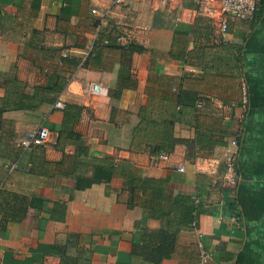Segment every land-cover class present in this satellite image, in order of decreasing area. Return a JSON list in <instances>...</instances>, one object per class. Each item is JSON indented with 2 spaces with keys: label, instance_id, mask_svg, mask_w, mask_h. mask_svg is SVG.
<instances>
[{
  "label": "crops",
  "instance_id": "0c3cea01",
  "mask_svg": "<svg viewBox=\"0 0 264 264\" xmlns=\"http://www.w3.org/2000/svg\"><path fill=\"white\" fill-rule=\"evenodd\" d=\"M262 2L252 18L228 16L222 35L193 0L168 7L151 0H0V97L9 75L30 90L47 85L56 70L68 77L59 96L83 105L73 125L63 124V108L50 103L0 112V264H63L59 248L66 250V264H85L86 257L90 264H153L140 251L146 229H159L162 221L146 217L142 197L129 205L132 192L122 176L77 189L70 177L38 175L36 146L21 148L17 141L42 124L51 129L42 153L49 160L63 154L54 146L58 130H74L80 137L68 141L69 151L85 145L90 156L108 155L140 175L168 177L172 194H191L201 203L198 223L178 232L175 251L161 264H196L199 241L212 253L209 264H264ZM32 29L42 46L57 49L56 59L32 47L20 53ZM132 43L143 48L130 50ZM228 47L239 51L241 69ZM91 82L107 92L89 91ZM242 83L249 89L246 108ZM178 91H194L204 109L176 122L172 151L154 152L151 144L135 149L141 114L179 110ZM199 129L227 144L239 139L235 189L222 184L221 165L209 164L224 156L226 145L199 148ZM6 211L20 220H6Z\"/></svg>",
  "mask_w": 264,
  "mask_h": 264
},
{
  "label": "trees",
  "instance_id": "16d2710c",
  "mask_svg": "<svg viewBox=\"0 0 264 264\" xmlns=\"http://www.w3.org/2000/svg\"><path fill=\"white\" fill-rule=\"evenodd\" d=\"M264 2V0H262ZM262 2V3H263ZM261 5V6H260ZM259 12L263 10L261 1ZM257 9V11H258ZM256 11V13H257ZM255 13V15H256ZM2 31L4 27L0 23ZM37 38L34 42L33 38ZM38 30L32 29L30 39L26 40L21 47V54H26L29 47L45 50L51 59L57 58V49L45 48L41 45ZM111 44V43H110ZM99 50L103 46L98 43ZM130 50H141L139 44H130ZM208 48V46L204 47ZM230 58L236 61L241 69V55L238 50L228 47ZM215 55V54H214ZM68 77L58 73L56 70L49 76L47 85H35L30 90L25 89V84L17 76L9 75L7 80V91L5 96L0 97V112L10 109H35L43 103L54 104L61 91L65 88ZM179 110L154 114L145 110L141 114L140 123L134 128L133 147L142 149L143 144H151L154 152L168 153L175 147V124L183 120L184 115L193 113L197 117L205 106H198L199 97L194 91H178ZM83 105L67 102L65 104L63 124L73 125L79 121ZM80 136L74 130L60 128L55 148L60 149L63 154L60 159L49 160L43 156V144L36 145V154L39 156V165L42 167L43 179L70 177L75 183V188L81 189L90 186L93 182L110 181L116 176L125 179V185L132 192L129 203L134 206L137 198H144L145 215L153 216L162 221L159 229H146L147 239L140 253L153 264H161L164 258L170 257L176 248L177 234L198 223L199 215L205 210L201 203L196 201L191 194H172L168 177H153L140 175L132 170L129 162H117L108 155L90 156L89 148L85 145H77L73 151L67 149L70 139H78ZM197 145L201 149L212 150L217 144L227 145L226 141L214 140L210 136L198 131ZM21 149V148H20ZM22 150V149H21ZM17 152V151H16ZM235 189V188H234ZM23 206L21 205L20 208ZM6 220H20L11 211H6ZM63 257V264L68 262L66 250L59 248ZM85 264H90V258H84Z\"/></svg>",
  "mask_w": 264,
  "mask_h": 264
},
{
  "label": "built area",
  "instance_id": "2783aa9c",
  "mask_svg": "<svg viewBox=\"0 0 264 264\" xmlns=\"http://www.w3.org/2000/svg\"><path fill=\"white\" fill-rule=\"evenodd\" d=\"M129 0H110L114 5H121ZM180 0H151L152 6H171ZM196 4L195 11L204 14L212 20V23L217 27L218 31L225 35L229 30L228 16L238 19L252 18L261 0H193ZM97 12V9H93ZM66 55V53H64ZM88 90L93 93H106L107 88L98 82L88 84ZM242 96L241 102L244 108L249 103V89L245 83L241 85ZM204 99H199L198 106L204 105ZM65 101L59 96L54 103V107L64 108ZM51 136V129L48 125L42 124L38 127L27 130L22 137L17 141V145L21 148H29L36 145L45 144ZM239 154V139L233 138L225 149V154L222 158L213 157L209 159V164L221 165L223 167L220 174L222 184L230 188H236L239 183L240 174L237 167ZM186 164L180 163L178 170L185 171ZM212 169V168H211ZM216 169L213 168V172ZM220 173V172H219ZM198 261L196 264H209L212 258V253L205 247L202 241L198 243Z\"/></svg>",
  "mask_w": 264,
  "mask_h": 264
}]
</instances>
